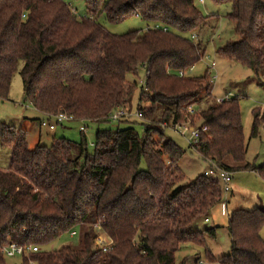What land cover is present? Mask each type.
I'll use <instances>...</instances> for the list:
<instances>
[{
  "label": "trees",
  "instance_id": "16d2710c",
  "mask_svg": "<svg viewBox=\"0 0 264 264\" xmlns=\"http://www.w3.org/2000/svg\"><path fill=\"white\" fill-rule=\"evenodd\" d=\"M85 1L88 14L79 18L65 0H0V97L9 95L20 73L24 101L43 114L111 122L115 110L132 107L138 82H129L128 74L144 69L138 105L144 97L150 103L145 114L142 109L144 134L133 126L99 129L90 154L85 136L30 147L26 130L1 124L0 145L12 150V160L0 167V247L39 245V251L22 255V264H189L188 257L177 262L185 244L204 246L214 264H264V207L230 219L229 255L214 257L204 233L193 230L223 200L222 185L205 175L182 184L185 151L163 127L190 119L193 108L208 127L195 147L199 155L233 172L257 171L264 179V162L256 167L245 161L236 99L196 110L213 97L211 84L206 77L179 76L204 57L196 39L211 16L194 0ZM212 1L231 5L228 17L239 35L217 53L251 69L264 87V0ZM102 14L113 24L139 16L167 29L115 34L99 21ZM262 123L264 113L257 109L252 137ZM73 231L80 235L77 245L43 249ZM100 233L114 241L106 252L95 244ZM206 233L216 236L214 228ZM4 256L0 249V264H7Z\"/></svg>",
  "mask_w": 264,
  "mask_h": 264
},
{
  "label": "rangeland",
  "instance_id": "374dc122",
  "mask_svg": "<svg viewBox=\"0 0 264 264\" xmlns=\"http://www.w3.org/2000/svg\"><path fill=\"white\" fill-rule=\"evenodd\" d=\"M73 7L75 14L81 18L88 14L85 0H65ZM198 9L205 15H209L210 20L199 31L196 40H200L206 52L204 57L192 68L187 74L188 77H206L205 81L211 84L210 91L213 97L208 98V102H200L196 106V110H200L208 104L215 101V97L232 93L236 99L242 118L244 127L245 144L247 147L246 162L259 167L264 162V123L259 128V134L252 137V126L255 119V111L260 109L261 114L264 113V87L258 82L254 73L248 67L240 63L227 60L217 53L219 47L224 46L228 42L237 41L239 35L235 31L234 22L228 17L231 11L229 3L216 4L212 0H206L205 3L194 0ZM99 21L103 23L105 28L111 33L125 34L133 30H139L142 34L147 27L153 28V22H146L139 16H133L123 22L113 24L109 22L105 14L99 17ZM216 60L215 69H210L211 62ZM22 66V64H21ZM211 71V75L207 74ZM218 74L217 79L211 78ZM206 75V76H205ZM209 76V77H208ZM146 77L145 70L142 69L139 75L128 74L129 82H138V87L134 93L132 107L128 105L125 109L130 108L131 116L128 122H82L73 121L65 122L63 125L57 124L56 119L52 118L50 123L55 124V129L51 130L49 126L41 127V122L46 119L44 115L32 106L28 101H24L23 81L20 73H16L13 78L9 95L0 97V125L6 124L26 130L27 139L30 147L41 144L50 147L52 143L58 139L66 138L74 142H80L84 136L87 139L88 152L93 154L95 151L96 134L99 129L117 130L128 126H133L141 135L145 130V118H138V105L141 93V84ZM142 106L145 107L144 114L148 111L150 103L144 97ZM129 110V109H128ZM50 115V114H48ZM193 124L201 122L200 113L195 112L190 119ZM81 126H87L86 131H81ZM166 137L173 140L185 151L179 165L185 174V181L182 184H189L195 181L199 176L204 175L205 171L211 168L209 161L202 158L199 153L189 145L187 139L178 131L172 128H165ZM12 153L10 148H4L0 145V165L3 169L10 166ZM83 160L81 161V163ZM238 165L239 163H235ZM232 192L224 194V199L228 200V212L231 216H224L221 213L220 206H217L212 214L208 217H199L193 224L194 231L204 233L207 245L214 257L229 255L231 252V235L229 231V222L231 217L238 220L243 217L252 215L255 210L264 207V179L257 171L237 170L233 173V179L230 184ZM214 228L216 236L210 237L206 231ZM264 240V228L260 233ZM80 241L79 234L66 233L62 237L56 239L52 243L43 247L44 250L59 249L62 246L71 244L77 245ZM177 262L184 257H188V263L194 264L197 258H201L204 264H214L206 257L204 246L195 244L184 245L183 249L177 254ZM7 264H22L23 256H7L5 255ZM213 260V258H211ZM32 264H37L33 262Z\"/></svg>",
  "mask_w": 264,
  "mask_h": 264
},
{
  "label": "built area",
  "instance_id": "2783aa9c",
  "mask_svg": "<svg viewBox=\"0 0 264 264\" xmlns=\"http://www.w3.org/2000/svg\"><path fill=\"white\" fill-rule=\"evenodd\" d=\"M201 3H205L206 0H199ZM71 6V4H70ZM72 7V6H71ZM163 27L161 24H155L153 25V28H160ZM151 27H147V29H150ZM164 30H166V27H163ZM217 65L216 60H213L211 62V65L209 66L210 69H215ZM194 67V66H193ZM192 67V68H193ZM190 68V69H192ZM181 70L179 71V76L180 77H188L187 74L189 73V70ZM207 74L211 75V71L208 73V70L206 71ZM209 77V76H208ZM218 78V74L212 76V78L210 79L211 82H213V79H217ZM141 85H145V80L143 81V83ZM233 95L232 93H225L224 95L215 97V102L217 104H223L225 102H229L233 100ZM29 102V101H28ZM31 105L32 103L29 102ZM33 106V105H32ZM138 112L136 113L135 116H137L138 118H142L143 117V106L140 105L138 106ZM190 111L192 113H195L193 108H190ZM131 111L125 108H118L117 110H115L111 116V120L112 121H117L119 122L120 120L130 117ZM52 118L56 119L57 124H63L64 122L67 121H74V117L68 113L65 112H59L55 115H49ZM51 120H43L41 122L42 127L44 126H49L50 129H55V124L50 123ZM164 129L165 128H172L176 131H178L181 135H183L187 141L189 142V145L195 149V147L200 143L201 141V137H202V133H205L208 131V127L206 125H203L201 122L197 123V124H193L191 122V120L187 119L181 122H178L177 124L174 125H164L163 126ZM81 131H86V126H81ZM211 168L207 171H205L204 175L207 176L209 179L212 180H217L221 183L222 185V192L223 195L227 194L229 192L232 191L231 189V182L233 179V171H231L230 169L227 168H221L219 167L215 162H211ZM220 209H221V213L224 216H231L230 213L228 212V200L224 199L223 196V200L220 202L219 204ZM232 218V217H231ZM208 221V219H206ZM72 234H77L76 231H73ZM95 244L97 245V247H99L100 249H102L104 252L108 251L111 249L112 245L114 244L113 239H111L109 236H107L105 233H100L98 234V236L95 239ZM2 253L4 255L7 256H16V255H24L26 253L29 252H37L41 249V247L39 245H29L27 247L17 243V242H9L7 244H4L0 247ZM199 264H204L203 260H200Z\"/></svg>",
  "mask_w": 264,
  "mask_h": 264
},
{
  "label": "crops",
  "instance_id": "0c3cea01",
  "mask_svg": "<svg viewBox=\"0 0 264 264\" xmlns=\"http://www.w3.org/2000/svg\"><path fill=\"white\" fill-rule=\"evenodd\" d=\"M205 2H206V1H205ZM202 4H203V3H202ZM38 111H39V110H38ZM41 113H42V112H41ZM42 114H43V113H42ZM43 115H44V117H46L47 120H51V119H52V117H50L48 114H43ZM46 119H45V120H46ZM67 122H70V121H67ZM72 122H73V121H72ZM64 123H65V122H64ZM64 123H63V124H64ZM41 127H42V125H41ZM86 127H87V126H86ZM51 130H54V129H51ZM36 145H37V144H36ZM36 145H35V146H36ZM35 146H34V147H35ZM11 153H12V150H11ZM11 160H12V159H11ZM10 164H11V162H10ZM0 165H3V164L0 163ZM233 173H234V172H233ZM231 192H232V191H231Z\"/></svg>",
  "mask_w": 264,
  "mask_h": 264
}]
</instances>
